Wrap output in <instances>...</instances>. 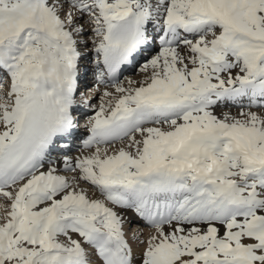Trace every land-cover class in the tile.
<instances>
[{
	"label": "snow or ice",
	"instance_id": "obj_1",
	"mask_svg": "<svg viewBox=\"0 0 264 264\" xmlns=\"http://www.w3.org/2000/svg\"><path fill=\"white\" fill-rule=\"evenodd\" d=\"M0 264H264V0H0Z\"/></svg>",
	"mask_w": 264,
	"mask_h": 264
},
{
	"label": "bare ground",
	"instance_id": "obj_2",
	"mask_svg": "<svg viewBox=\"0 0 264 264\" xmlns=\"http://www.w3.org/2000/svg\"><path fill=\"white\" fill-rule=\"evenodd\" d=\"M142 62H143V60L141 59L140 61H138V63L136 65L129 66L126 70H124L125 72L121 76L122 77L121 82H124L128 78L140 79L138 69H139V66ZM132 75H136V76L133 77ZM83 84L85 85L84 88L87 90L88 95L91 96L90 90L96 86L93 75L91 72H89L87 79L82 82V85ZM81 90H82V88H80V92H81ZM101 91H103V86H101ZM82 95H84V92ZM91 103L93 105H98L100 103L99 97L96 96V97L92 98ZM80 109L81 110L76 112L75 115H78L79 121H82L81 123L84 126L86 124L88 118L90 116L94 115V109L93 108H84L83 105L80 106ZM235 110L236 109H233V111H235ZM218 111H219V109H218ZM86 135H87V132H86L84 127L81 130H77L75 137L71 141L70 150L66 154L73 156V157L81 155V148H82L81 141L84 137H86ZM62 143L63 142H61V144ZM84 152H87V150L85 149ZM63 154H65L63 151H54L52 153V158L56 159L57 157H62ZM87 188H88V186H87ZM88 190L91 193V189L88 188ZM126 216L132 221V223L130 225H127L129 237H131L133 233H137L141 239H147V237L152 233L153 230L149 226H147L145 223L140 221L139 218L136 217L134 213L128 212V213H126ZM131 226H132V228H131L132 231L129 230V227H131ZM133 247H134L135 251H137V252L140 251V249L136 247L135 241H133Z\"/></svg>",
	"mask_w": 264,
	"mask_h": 264
},
{
	"label": "rangeland",
	"instance_id": "obj_3",
	"mask_svg": "<svg viewBox=\"0 0 264 264\" xmlns=\"http://www.w3.org/2000/svg\"><path fill=\"white\" fill-rule=\"evenodd\" d=\"M135 74V73H134ZM137 75V74H136ZM136 75H132L133 77H135ZM84 96H90V95H88V92L86 91V93H84ZM83 187H85V188H87V185H83ZM132 226L131 227H129V230L130 231H132Z\"/></svg>",
	"mask_w": 264,
	"mask_h": 264
}]
</instances>
